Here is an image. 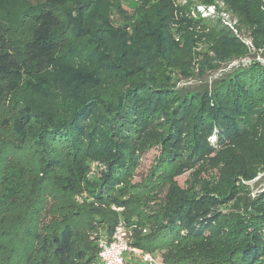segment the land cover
Wrapping results in <instances>:
<instances>
[{
  "label": "trees",
  "instance_id": "16d2710c",
  "mask_svg": "<svg viewBox=\"0 0 264 264\" xmlns=\"http://www.w3.org/2000/svg\"><path fill=\"white\" fill-rule=\"evenodd\" d=\"M219 1L235 30L193 18L175 0H139L132 33L114 26L103 0H43L23 12V39L0 14V111L14 136L0 134V264H91L97 228L111 234L120 221L110 206L124 208L127 223L137 217L135 246L172 249L168 264H264V194L242 188L264 166V66H239L194 90L176 89L170 76L241 61L245 39L263 47V0ZM151 148L167 169L158 182L165 195L144 214L152 200L124 198ZM89 159L105 165L94 184ZM206 168L216 170L215 186L194 194L179 185ZM83 190L89 206L74 201Z\"/></svg>",
  "mask_w": 264,
  "mask_h": 264
},
{
  "label": "rangeland",
  "instance_id": "374dc122",
  "mask_svg": "<svg viewBox=\"0 0 264 264\" xmlns=\"http://www.w3.org/2000/svg\"><path fill=\"white\" fill-rule=\"evenodd\" d=\"M43 0H0V14L6 17V23L8 26L13 29L12 35L23 39L26 35L27 24L23 22L26 18L24 16V11L27 9L33 8L37 4H41ZM176 5L180 9L183 6H190V11L187 15L193 18H204L211 19L215 22L223 24L229 29L235 30L236 20L232 12H230L225 4L219 0H216L213 4H204L200 0H175ZM140 3L139 0H103V5L101 10L104 14L109 16L112 23L116 28H124L132 33L134 30L132 29L133 25L141 18L140 11ZM262 11L264 12V0L261 6ZM177 28V27H176ZM176 28L173 30V34L175 39L182 40V37L179 32L176 31ZM245 44L249 48V55L241 61L233 60L226 61L221 63V67L218 70H211L206 72L204 75H201L197 78H191L189 76L183 74H175L170 73L171 81L176 86V89L189 88V90L198 89L201 86L208 85L212 86L215 80L221 79L225 73L230 72L233 69L240 67H249L251 64L257 62L261 66H264V45L263 47L257 48L250 39L244 40ZM201 52L207 53L206 48H200ZM212 55V53H209ZM198 72V69L196 70ZM2 109V108H1ZM9 115V112L4 111V108L0 111V134L2 138H13V130L2 123V119ZM217 132V131H216ZM215 136L212 135V140H214ZM161 150L159 148H151L148 151L140 154L139 162L137 167L133 171V178L128 182L126 191L128 195L124 198V200L128 199L130 195H132L129 199L131 200H141L142 202H148V200H152L150 206H141L143 209V213H149L147 210L152 208L153 210L157 208L158 205L163 204L165 191L160 188L158 182L161 181L166 175V168L160 167V157ZM87 168H86V179L90 184H94L99 181L101 178V172L104 171L105 165L95 161V160H87ZM162 176V177H161ZM179 185L194 194L202 193L207 187L215 186L218 183V174L216 170L211 168H206V170L202 172H187L183 176L177 178ZM83 184V183H82ZM84 186V185H83ZM147 186V187H146ZM242 188L248 192L252 196L253 199L258 197H263L264 194V166H261L260 171L254 177V179L250 181H244L242 183ZM92 197L90 192L87 190H83L78 193L74 197V201L77 205L80 206H89L92 201ZM53 201L50 199L48 202V206H51ZM88 208V207H87ZM222 212L227 213L232 210L230 204H226L222 207ZM108 213H116L118 215L119 220L123 219V213L125 209L122 207L110 206L106 208ZM234 217V216H232ZM147 221L151 220L149 218H145ZM137 220V217H134L130 223V227H132ZM126 222V221H125ZM143 236L150 232L149 227L146 225L143 227ZM99 233H105L106 229L102 226L97 228ZM142 249V248H140ZM172 250V249H171ZM168 247L162 248L159 250H153L151 253H155L158 256L160 261H163L165 264H168L165 260V256L169 253ZM143 251L149 252L144 249ZM206 261L209 259L206 258ZM179 264H205L198 263L195 259H187L182 258Z\"/></svg>",
  "mask_w": 264,
  "mask_h": 264
},
{
  "label": "built area",
  "instance_id": "2783aa9c",
  "mask_svg": "<svg viewBox=\"0 0 264 264\" xmlns=\"http://www.w3.org/2000/svg\"><path fill=\"white\" fill-rule=\"evenodd\" d=\"M132 227L120 220L111 234L100 233L97 239L98 255L91 264H165L157 254L145 252L134 245Z\"/></svg>",
  "mask_w": 264,
  "mask_h": 264
}]
</instances>
